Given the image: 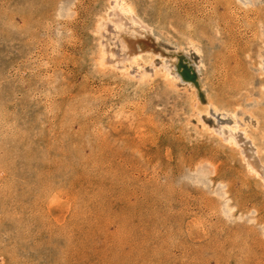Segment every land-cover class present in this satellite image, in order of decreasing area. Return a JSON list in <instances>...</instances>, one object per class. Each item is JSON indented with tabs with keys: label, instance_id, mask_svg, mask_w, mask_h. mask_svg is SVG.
<instances>
[{
	"label": "rangeland",
	"instance_id": "rangeland-1",
	"mask_svg": "<svg viewBox=\"0 0 264 264\" xmlns=\"http://www.w3.org/2000/svg\"><path fill=\"white\" fill-rule=\"evenodd\" d=\"M113 1L0 0V264H264V0H124L198 101L99 65Z\"/></svg>",
	"mask_w": 264,
	"mask_h": 264
},
{
	"label": "bare ground",
	"instance_id": "bare-ground-1",
	"mask_svg": "<svg viewBox=\"0 0 264 264\" xmlns=\"http://www.w3.org/2000/svg\"><path fill=\"white\" fill-rule=\"evenodd\" d=\"M128 4L124 0H114L111 6L109 5L110 9L107 16L105 18L102 17L96 25L98 39H104V42L101 41L99 44L100 54L99 60H97L100 63L99 65H109L113 69L120 67L121 71L124 69L127 71L130 67L136 65L140 76L149 77L151 74L146 72L143 66L139 65V62L148 58V65L156 71L157 67L154 64V58L161 57L159 67H161L162 77L174 82L177 76H180L187 86L192 89L195 101L203 99V85L199 83V76L197 77L195 67L188 56L177 52L178 49L176 47L165 46L161 43L160 38L153 34L151 27ZM109 25L112 28L111 32L108 30ZM108 41L114 47H118L117 54L115 53L117 50L114 52L107 47ZM159 72L158 69V74ZM221 135L227 142L236 143L231 129L226 134L221 132ZM251 162L246 161V167L249 171L255 173L256 170L253 167V163L250 164Z\"/></svg>",
	"mask_w": 264,
	"mask_h": 264
}]
</instances>
